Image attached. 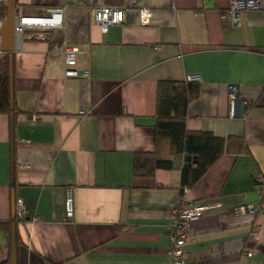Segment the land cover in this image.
I'll return each instance as SVG.
<instances>
[{
	"label": "crops",
	"instance_id": "0c3cea01",
	"mask_svg": "<svg viewBox=\"0 0 264 264\" xmlns=\"http://www.w3.org/2000/svg\"><path fill=\"white\" fill-rule=\"evenodd\" d=\"M235 1L18 0L21 17L67 13L50 40L26 34L15 53V117L0 114V264H11L14 228L17 264H172V212L182 199L207 208L192 224L187 263L264 264V212L233 215L258 201L255 178L264 176V0L261 11L241 13L240 26L227 14ZM101 6L124 9V23L104 34L93 14ZM140 9L151 12L147 27ZM65 41L79 49L76 78L65 76ZM193 76L200 94L187 129L243 137L249 153L231 142L183 195L184 160L149 179L135 177L134 161L157 150L159 82ZM231 85L243 116L229 115Z\"/></svg>",
	"mask_w": 264,
	"mask_h": 264
},
{
	"label": "trees",
	"instance_id": "16d2710c",
	"mask_svg": "<svg viewBox=\"0 0 264 264\" xmlns=\"http://www.w3.org/2000/svg\"><path fill=\"white\" fill-rule=\"evenodd\" d=\"M17 3L18 0H14L15 6ZM7 11L6 1L0 5V14L6 18ZM199 94V82H159L155 124L157 150L155 153H142L135 156V177L153 178L158 170H174L185 157H192L195 162L191 165H184L182 168V193L184 195L187 189H192L203 179L224 154L231 151V142L238 143L236 149L239 153H249L243 137L219 138L211 132H191L187 129L189 106L199 98ZM0 114H12L9 55L6 54L0 58ZM164 144L168 145L169 149L167 157L161 155ZM3 227L10 230L9 224Z\"/></svg>",
	"mask_w": 264,
	"mask_h": 264
},
{
	"label": "built area",
	"instance_id": "2783aa9c",
	"mask_svg": "<svg viewBox=\"0 0 264 264\" xmlns=\"http://www.w3.org/2000/svg\"><path fill=\"white\" fill-rule=\"evenodd\" d=\"M7 0H0V5ZM132 1H129L128 6ZM263 5L259 0H237L230 4L227 9V14L233 21L234 26H240V15L243 12L261 11ZM124 9L113 7H97L94 10V22L100 27L101 31L105 34L109 29L114 26H120L124 23ZM47 16L45 17H32L25 18L15 14V46L16 52L21 48L26 34L30 35L31 39L35 40H50L47 33L53 30L62 28V20L67 13V8H52L47 9ZM140 25L147 27L151 23V12L148 9L139 10ZM226 20L225 16L221 17ZM5 19L0 14V43L1 32L4 26ZM60 50L65 56V76L67 78H76L79 76L77 67V56L79 49L70 45L67 41L63 42ZM5 55L0 51V58ZM190 82H199L198 76H193L188 79ZM229 99V115L232 118L243 116L245 103L240 98L238 88L235 85L229 86L228 91ZM255 183L258 192V201L256 203L241 205L234 209L233 215L238 218L251 217L255 218L260 213L264 212V176L258 175L255 178ZM207 210L202 205H197L192 202H186L184 199L173 209L172 212V229L170 231V248L169 255L172 264H189L187 263V255L185 246L192 232V224L198 221L203 213ZM66 220L73 221L75 214V202L73 189L67 190V197L65 202ZM17 218L19 221L24 222L27 219V212L25 211L24 203L21 201L17 204ZM36 222V220H34ZM258 232V227H255ZM198 264V263H196Z\"/></svg>",
	"mask_w": 264,
	"mask_h": 264
},
{
	"label": "water",
	"instance_id": "95a60500",
	"mask_svg": "<svg viewBox=\"0 0 264 264\" xmlns=\"http://www.w3.org/2000/svg\"><path fill=\"white\" fill-rule=\"evenodd\" d=\"M7 17L4 22V26L1 32V43L0 51L6 55H9V82H10V105H11V120H14V111H15V89H14V59L16 53V44H15V5L14 0H7ZM195 160L192 157H185V165H191ZM11 264H17V243H16V234L15 228L13 231V240H12V257Z\"/></svg>",
	"mask_w": 264,
	"mask_h": 264
}]
</instances>
